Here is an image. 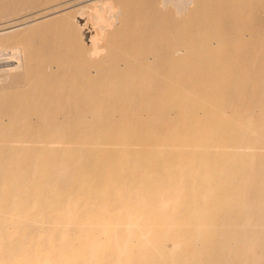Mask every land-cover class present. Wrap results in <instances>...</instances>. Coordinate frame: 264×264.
I'll return each mask as SVG.
<instances>
[{"label": "bare ground", "instance_id": "6f19581e", "mask_svg": "<svg viewBox=\"0 0 264 264\" xmlns=\"http://www.w3.org/2000/svg\"><path fill=\"white\" fill-rule=\"evenodd\" d=\"M86 7L0 33V264H264V0Z\"/></svg>", "mask_w": 264, "mask_h": 264}, {"label": "rangeland", "instance_id": "374dc122", "mask_svg": "<svg viewBox=\"0 0 264 264\" xmlns=\"http://www.w3.org/2000/svg\"><path fill=\"white\" fill-rule=\"evenodd\" d=\"M97 0H63V1H58L53 5H48V6H40L37 7L35 9L23 12L21 14L18 15H14L11 16L9 18L0 20V33L3 31H9L12 30L10 27L14 26V25H20L21 27L24 26L25 24H27L28 22L35 20L36 18L39 19L40 15H45L47 13L51 12V9L54 8H58V10L61 12L67 11V10H75L78 7L84 6L86 5V11H88L89 7H91V4L96 3ZM62 9V10H60ZM56 13V14H58ZM54 16V13H52L51 16ZM49 16H47V18H49ZM83 24L85 25V27L90 31H92L91 35L95 34V27L93 26V22L87 17L85 16L84 19H82ZM10 28V29H8ZM89 39V38H88ZM90 44V42H89ZM1 55V54H0ZM2 56V55H1ZM2 58V57H0ZM0 62H3L2 60H0ZM2 64V63H0ZM170 249V245L169 248Z\"/></svg>", "mask_w": 264, "mask_h": 264}, {"label": "built area", "instance_id": "2783aa9c", "mask_svg": "<svg viewBox=\"0 0 264 264\" xmlns=\"http://www.w3.org/2000/svg\"><path fill=\"white\" fill-rule=\"evenodd\" d=\"M0 57H1V55H0ZM1 60V59H0Z\"/></svg>", "mask_w": 264, "mask_h": 264}]
</instances>
